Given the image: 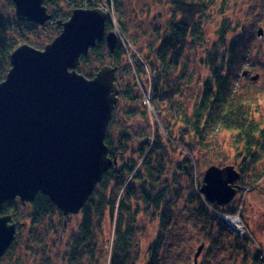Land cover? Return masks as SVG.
I'll return each mask as SVG.
<instances>
[{"label":"trees","instance_id":"obj_1","mask_svg":"<svg viewBox=\"0 0 264 264\" xmlns=\"http://www.w3.org/2000/svg\"><path fill=\"white\" fill-rule=\"evenodd\" d=\"M6 1L9 7L15 8L12 0ZM147 1H155L161 6L157 13L151 14V17L149 13L148 19L144 20L145 24L146 21L151 22L150 31L130 27V7H134L132 0H46L51 23L43 26L22 22L17 16H7L0 8V83L11 68L12 53L19 46L28 44L44 49L52 41L51 38L61 33L59 23L68 21L75 9L112 8L116 29L124 38V43H118L113 54L105 42L97 44L81 59L77 69L78 73L92 79L104 66L116 68L119 95L105 139L108 155L117 163L105 173L86 205L76 215L80 218L79 236L75 239L72 256L80 254V245H84L85 251L91 254L86 244L91 239V231L100 229L108 219L112 228L107 246L108 264H127L135 232L132 221L140 213L135 202L137 192L145 205L154 206L156 212L152 217L158 218L160 232H165L174 221V200L168 199L165 189L154 191L153 184L160 183L165 166H173V158H176L180 161L176 169L189 179L193 188L186 196V204L191 206L194 216L204 219L210 231H216L212 244L222 245L221 237L225 235L233 237L231 248L242 251L245 264L248 259L251 264H264V246L255 247L252 236L238 237L218 217V214H236L238 206L233 203L226 206L208 203L200 194L201 181L197 177L199 155L211 150L207 145L208 139L221 130L234 133L233 139L240 146L236 148V159L240 163L235 168L242 174L241 190L245 188V172H249L264 156V128H261L259 113L253 103L255 100L239 97L235 88L248 51V35L242 31L225 43L226 34L234 30L233 26L225 21L217 26V43L211 50L204 47L203 56L198 59V64L207 68L209 74L200 79L194 104L186 105L183 97L189 79L182 59L187 57L185 50L193 51L204 42L202 27L205 28L203 25L209 18L214 0ZM112 28V23L108 21L107 31H112ZM218 47L228 54V62L223 60L224 53L219 55ZM134 52L141 53L142 58L139 60ZM120 112L117 121L116 115ZM137 118L142 119L144 126L139 131H133L130 128L132 120ZM113 127L117 130L112 131ZM176 175L173 173L171 176ZM249 188L254 189L252 186ZM54 214L66 218L41 194L31 203L18 199L6 202L0 208V216L11 215L12 223L17 224L18 229L0 264H29L31 257L35 258L34 264H51V259L37 261L36 257L42 255L41 250L44 251L38 247L43 243L40 225L45 221L54 225ZM60 223L58 221L56 227ZM24 229H27L28 244L20 250L17 243ZM252 245L255 248L253 253L247 250ZM158 260L155 252L149 264H157Z\"/></svg>","mask_w":264,"mask_h":264},{"label":"water","instance_id":"obj_2","mask_svg":"<svg viewBox=\"0 0 264 264\" xmlns=\"http://www.w3.org/2000/svg\"><path fill=\"white\" fill-rule=\"evenodd\" d=\"M45 1L12 0L20 21L40 26L51 23ZM108 21L101 8H78L59 23L61 33L43 50L24 44L12 53L0 83V208L16 199L31 203L41 194L63 215H77L117 163L105 144L118 104L117 69L104 66L92 79L77 72L97 44L105 42L111 54L116 50ZM262 34L258 29L257 36ZM241 177L233 165H212L200 194L210 204L226 206L240 190ZM17 229L11 215L0 216V259Z\"/></svg>","mask_w":264,"mask_h":264},{"label":"rangeland","instance_id":"obj_3","mask_svg":"<svg viewBox=\"0 0 264 264\" xmlns=\"http://www.w3.org/2000/svg\"><path fill=\"white\" fill-rule=\"evenodd\" d=\"M132 1H134L132 4L134 7H130L132 12L130 27H141L150 31L152 28L151 22L146 21L145 24L144 20L148 19L149 13L150 17L152 16L151 14L157 13L161 6L154 3L155 1ZM0 8H3V12L7 16H16L15 8L9 7L6 0H0ZM209 13V18L203 25L205 28L202 27V30L204 29L202 41L204 42L198 44L195 47L196 50L191 51L188 49L184 52L187 57H183L182 63L185 61L188 70L186 76L189 79V84L185 88L186 93L183 97V102L190 106L194 104L196 94L200 89V79L209 74L207 68H203L198 64V59L203 56L204 47L211 50L210 48L213 44L217 43V26L222 21L229 22L234 30L227 32L224 42L228 43L229 40H233L243 31L248 35L247 44H249L248 51L242 61L243 65L237 75L236 95L255 100L253 103L257 107L258 118L262 123L261 128L263 129L264 0H214V6L211 7ZM260 28L263 30V34L258 37L257 32ZM44 32L46 33L47 30ZM53 38H51L52 41ZM217 51L219 55L220 53L225 54V50L222 47H218ZM134 53L139 60L143 56L141 53L142 56L139 53ZM227 59L228 54H225L223 60L227 61ZM256 76H258L257 81H253L252 78ZM120 114L121 112L116 115L117 121H119ZM151 115L153 116L152 113ZM141 122L142 119H133L130 128H133V131H139L144 126V123L141 124ZM116 130L117 127L112 128V131ZM233 134L230 131L221 130L209 137L207 145L211 150L204 152L198 157L197 177L201 181L200 187L204 173L210 166L215 165L223 168L230 165L236 166L240 163L236 159V148L240 146L235 143ZM179 162V160L173 158V166H165V174L161 175L160 183L153 184L154 191L165 189L168 193V199L174 200V203L172 201L174 221L165 232H160L158 218L152 217L156 212L154 206L152 204L145 205L140 200V193L137 192L135 202L139 205L140 213L137 219L132 221L131 226L135 232L130 244L131 256L127 264H149L155 252H157V259H159L157 264H245L242 259V251L231 248L233 237H226L225 235L221 237L222 245H213L212 241L216 238V231H210L204 219L197 218L192 214L191 206L186 204V196L193 188L189 179L176 169L175 166ZM166 163L168 164L167 161ZM173 173L177 174L176 177L171 176ZM243 176L245 188L238 193L232 203L234 206H238L239 215L248 228V231H246L247 236H252L255 240L254 246L263 247L264 156L261 157L256 166L252 167L249 172H245ZM197 186L199 188V184ZM251 186L254 189H250L249 187ZM65 217L62 218L59 214H54L52 217L54 225H49L47 221L40 225V237L43 239L44 244H40L38 247L45 250L42 251L40 249L42 255L36 257L37 261L51 259V264H108L107 246H109L110 231L112 229L108 219H106L105 223L103 222L100 229L91 231V239L89 243H86L91 254L85 251L84 245H80V254L73 257L75 239L79 236L78 225L80 218L76 217V215ZM58 221H61V223L56 227ZM26 234L27 229H24L19 235L20 241L17 245H19L20 250L27 243ZM201 245H204V248L195 258L197 249ZM254 246L252 245L251 249L248 248L247 250L253 253ZM34 263L35 258L31 257L29 264ZM247 264H251L250 259H248Z\"/></svg>","mask_w":264,"mask_h":264},{"label":"built area","instance_id":"obj_4","mask_svg":"<svg viewBox=\"0 0 264 264\" xmlns=\"http://www.w3.org/2000/svg\"><path fill=\"white\" fill-rule=\"evenodd\" d=\"M120 40L123 42V36L118 33ZM220 219H222L225 223H227L238 236H243L246 233V228L240 220L238 214L234 216H226V215H218Z\"/></svg>","mask_w":264,"mask_h":264},{"label":"flooded vegetation","instance_id":"obj_5","mask_svg":"<svg viewBox=\"0 0 264 264\" xmlns=\"http://www.w3.org/2000/svg\"><path fill=\"white\" fill-rule=\"evenodd\" d=\"M239 185V184H238ZM240 186V185H239ZM42 241H43V239H41ZM42 244H44V241H43V243ZM43 250H45V249H43ZM52 262V261H51Z\"/></svg>","mask_w":264,"mask_h":264}]
</instances>
